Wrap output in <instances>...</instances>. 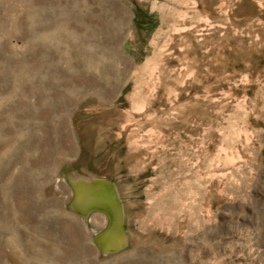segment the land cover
<instances>
[{
	"label": "rangeland",
	"instance_id": "374dc122",
	"mask_svg": "<svg viewBox=\"0 0 264 264\" xmlns=\"http://www.w3.org/2000/svg\"><path fill=\"white\" fill-rule=\"evenodd\" d=\"M0 264H264V0H0Z\"/></svg>",
	"mask_w": 264,
	"mask_h": 264
},
{
	"label": "bare ground",
	"instance_id": "6f19581e",
	"mask_svg": "<svg viewBox=\"0 0 264 264\" xmlns=\"http://www.w3.org/2000/svg\"><path fill=\"white\" fill-rule=\"evenodd\" d=\"M232 159L233 156L226 155L224 148H221L211 160L213 168L210 172L215 177H218L220 171H222V165L230 163ZM69 178L75 183L82 180H91L92 178L98 180L105 179L94 172H88L87 175L74 172L69 174ZM71 206L83 214L91 211H100L106 214L108 222L106 227H104L105 229L95 235V241L100 246L105 249H112L113 251L119 247L124 248L128 245V235L123 226L125 221L124 201L114 184L111 187L106 183L91 181L86 186H80Z\"/></svg>",
	"mask_w": 264,
	"mask_h": 264
}]
</instances>
